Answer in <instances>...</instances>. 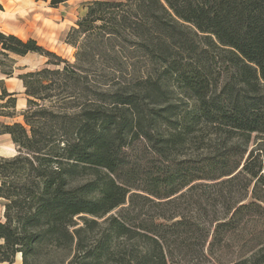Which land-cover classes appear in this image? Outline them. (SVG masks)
Listing matches in <instances>:
<instances>
[{
    "label": "trees",
    "instance_id": "1",
    "mask_svg": "<svg viewBox=\"0 0 264 264\" xmlns=\"http://www.w3.org/2000/svg\"><path fill=\"white\" fill-rule=\"evenodd\" d=\"M66 39L0 31L48 58L0 127V263L264 264V0H94Z\"/></svg>",
    "mask_w": 264,
    "mask_h": 264
},
{
    "label": "crops",
    "instance_id": "2",
    "mask_svg": "<svg viewBox=\"0 0 264 264\" xmlns=\"http://www.w3.org/2000/svg\"><path fill=\"white\" fill-rule=\"evenodd\" d=\"M72 1L75 0L66 3ZM63 4L53 7L50 5L49 0H0V31L6 34H14L22 39L34 38L39 41L45 30L54 29V13ZM10 57L14 60L12 75L16 77L5 74L0 68V85L3 83L8 93L16 94L15 109L19 114L17 117H22L21 112L27 107V96L23 81L17 76L21 73L39 69L40 64H34L33 62L35 53H28L23 56L10 54ZM2 119H8V117L0 114V124L12 123ZM15 154H17V146L14 144L11 135L2 133L0 129V155L9 157ZM21 262L22 256L18 254L12 264H21ZM0 264L10 263L2 262Z\"/></svg>",
    "mask_w": 264,
    "mask_h": 264
},
{
    "label": "rangeland",
    "instance_id": "3",
    "mask_svg": "<svg viewBox=\"0 0 264 264\" xmlns=\"http://www.w3.org/2000/svg\"><path fill=\"white\" fill-rule=\"evenodd\" d=\"M94 0H75L71 3H64L57 11L54 13V29L53 30H45L41 34V38L38 41L39 44L43 45L45 48L55 52L61 58L68 60L69 62H74L76 48L69 43H67V34L72 27L75 26L76 22L82 18L87 11V4ZM44 43V44H43ZM49 44V45H45ZM48 58L44 55H40L35 53V59L33 60L34 64H40V68L42 69L47 66ZM0 62H2V68L4 70H10L14 67V60L4 57L0 54ZM53 68V66H49ZM39 69H34L32 71H36ZM29 72V71H28ZM13 77H16L12 75ZM18 77V76H17ZM4 88L3 83L0 85V92L3 94ZM15 102L9 97L5 96L3 99H0V114L7 116L8 119H2L7 122H23V116L17 117L18 112L14 109ZM23 112V111H22ZM21 112V113H22ZM4 123L0 124V127L3 126ZM262 139L260 136L253 134L251 138V142L249 144V150L254 147H257ZM264 149V145L262 146ZM3 211V201L0 200V214ZM216 256H222V260H224L225 264H229L232 260V249L228 248L221 253H217ZM194 264H212L210 261H205L203 258H195L193 261Z\"/></svg>",
    "mask_w": 264,
    "mask_h": 264
}]
</instances>
